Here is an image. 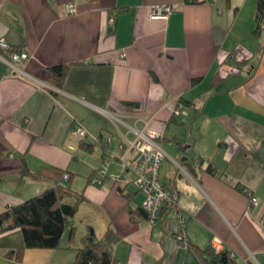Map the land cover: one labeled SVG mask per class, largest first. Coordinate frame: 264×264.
Returning a JSON list of instances; mask_svg holds the SVG:
<instances>
[{
	"label": "crops",
	"instance_id": "obj_1",
	"mask_svg": "<svg viewBox=\"0 0 264 264\" xmlns=\"http://www.w3.org/2000/svg\"><path fill=\"white\" fill-rule=\"evenodd\" d=\"M71 1L76 9L68 12ZM159 4L173 7L167 17L151 16ZM256 6L0 0V37L29 52L22 75L0 48V213L55 184L54 175H23L26 164L67 173L62 182L76 194L68 200L81 195L78 209L90 214L71 217L55 249L24 248L20 229L3 230L0 264H75L90 234L114 264H207L213 238L237 264H264V26ZM229 52L241 70L221 77L218 60ZM56 64L67 67L60 86L50 80ZM169 102L180 104L179 113ZM79 123L84 139L72 133ZM149 127L165 151L160 180L178 193L155 224L139 212L144 195L129 173L91 182L109 150ZM75 175L80 187L71 183ZM181 216L187 246L176 240Z\"/></svg>",
	"mask_w": 264,
	"mask_h": 264
},
{
	"label": "trees",
	"instance_id": "obj_2",
	"mask_svg": "<svg viewBox=\"0 0 264 264\" xmlns=\"http://www.w3.org/2000/svg\"><path fill=\"white\" fill-rule=\"evenodd\" d=\"M196 1V0H194ZM255 18L258 27L264 26V0H257ZM219 59V74L221 77L241 70L240 64H234L228 61V57ZM67 67L64 64H56L51 67L52 73L50 80L57 86H60L66 74ZM23 175H34L38 178L54 175L55 184L47 187L42 192L35 194L20 203L11 204L0 213V232L3 230L20 229L24 240V248H42L55 249L60 245L63 233L70 227V219L78 211L81 202V195L73 201L68 200L75 191L67 183H63L64 173L57 168H45L32 171L24 164L22 168ZM4 177L0 175V182ZM127 187H120L122 193L129 196ZM251 198V197H250ZM138 211V210H132ZM139 212L148 215L141 205ZM74 229H70V236L73 237ZM95 237L93 234L84 238L86 247L78 250V260L75 264H114L111 254L102 246L100 242L94 244ZM213 240V239H212ZM212 242V241H211ZM189 245V242H188ZM210 259H205L207 264H237L228 253L222 251L216 252L210 243ZM245 264H252L247 262Z\"/></svg>",
	"mask_w": 264,
	"mask_h": 264
},
{
	"label": "built area",
	"instance_id": "obj_3",
	"mask_svg": "<svg viewBox=\"0 0 264 264\" xmlns=\"http://www.w3.org/2000/svg\"><path fill=\"white\" fill-rule=\"evenodd\" d=\"M68 12H73L76 9L74 1L65 4ZM173 10L169 4L154 5L151 9L152 17H167ZM0 48L6 51V60L15 69L18 74H24L25 61L29 58V52L24 47L14 48L11 43L4 37H0ZM168 106L171 107L173 113L177 114L180 111V104L169 102ZM135 139L129 141L127 146H119V151L109 150L108 157L104 158L97 169L98 176L91 179L93 184H99L103 178L111 173V169L116 164L120 166V173L117 175L119 178L125 173L135 175L134 178L130 177L129 181H133L140 191L143 192L142 207L146 210L151 224H155L158 213L162 205L167 203H177L178 193L172 188L164 186L159 177V170L161 162L165 156V151L160 146L154 144L153 138L160 135V133L152 128L144 130H136ZM72 133L84 139L87 136L86 127L79 123L73 129ZM110 139V136H109ZM135 148L132 151V148ZM65 177L69 175L65 173ZM114 176V175H113ZM251 202L258 203V198L255 195L251 196ZM181 232L176 235V240L180 245L187 246L189 239L186 233V217H180ZM212 247L216 252L222 251L221 241L218 238H213ZM248 262V261H247ZM246 262V263H247ZM118 264H123L119 262Z\"/></svg>",
	"mask_w": 264,
	"mask_h": 264
},
{
	"label": "rangeland",
	"instance_id": "obj_4",
	"mask_svg": "<svg viewBox=\"0 0 264 264\" xmlns=\"http://www.w3.org/2000/svg\"><path fill=\"white\" fill-rule=\"evenodd\" d=\"M119 173H120V166H119V164H116V165L111 169V173H110V175H112V174L119 175ZM131 176H132V178L135 177L134 174H132ZM64 177H65V176H64ZM66 178H67V177H65V179H66ZM81 179H82V177H80V176H78V175H75V176L73 177L72 181H71L73 187H80V186H77L76 181H77V180H81ZM131 183L133 184V186H136L135 183H134L133 181H132ZM142 194H143V192L141 191L139 195H142ZM140 197H141V196H140ZM87 215H90L88 209H87V208L85 209V207L82 206V209H78V211L76 212V214H75V218L77 219V221H81L82 217H84V216H86V217L89 218V216H87ZM77 224H78V222H77ZM86 230H87V229H86Z\"/></svg>",
	"mask_w": 264,
	"mask_h": 264
},
{
	"label": "water",
	"instance_id": "obj_5",
	"mask_svg": "<svg viewBox=\"0 0 264 264\" xmlns=\"http://www.w3.org/2000/svg\"><path fill=\"white\" fill-rule=\"evenodd\" d=\"M98 243V241L97 240H94V244H97Z\"/></svg>",
	"mask_w": 264,
	"mask_h": 264
}]
</instances>
